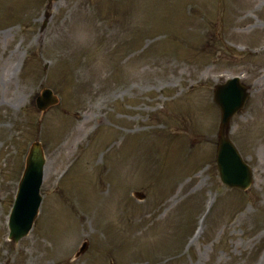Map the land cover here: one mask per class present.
<instances>
[{
    "label": "rangeland",
    "instance_id": "rangeland-1",
    "mask_svg": "<svg viewBox=\"0 0 264 264\" xmlns=\"http://www.w3.org/2000/svg\"><path fill=\"white\" fill-rule=\"evenodd\" d=\"M233 75L249 86L229 128L254 173L244 190L214 161L212 89ZM43 87L59 101L41 114ZM0 129V264H264V0H0ZM34 140L42 201L12 242Z\"/></svg>",
    "mask_w": 264,
    "mask_h": 264
},
{
    "label": "water",
    "instance_id": "water-1",
    "mask_svg": "<svg viewBox=\"0 0 264 264\" xmlns=\"http://www.w3.org/2000/svg\"><path fill=\"white\" fill-rule=\"evenodd\" d=\"M247 95V86L235 79H227L226 82L217 84L213 91L215 103L220 108V122L217 142V167L221 178L225 182L239 185L241 187L248 184L249 172L247 167L243 172L239 171V168L243 163L230 141L227 131L231 115L242 106ZM36 101L40 108H46L49 104L55 102L56 99L52 95L51 90L46 88L43 89L41 95L37 96ZM41 164V149L39 144L36 143L30 154V169H32L34 165V173H38L40 175L39 170L41 169ZM234 180H238L240 182ZM245 180H247V182ZM24 233L25 231L15 232L14 240H17Z\"/></svg>",
    "mask_w": 264,
    "mask_h": 264
},
{
    "label": "bare ground",
    "instance_id": "bare-ground-1",
    "mask_svg": "<svg viewBox=\"0 0 264 264\" xmlns=\"http://www.w3.org/2000/svg\"><path fill=\"white\" fill-rule=\"evenodd\" d=\"M2 130H3V131H2ZM2 130H1L0 135L4 134V129H2ZM209 212H210V211H209ZM200 237H201V236H200ZM200 237H199V238H200Z\"/></svg>",
    "mask_w": 264,
    "mask_h": 264
}]
</instances>
